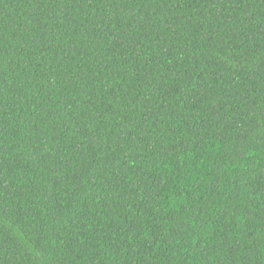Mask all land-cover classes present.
Returning <instances> with one entry per match:
<instances>
[{"label": "trees", "instance_id": "16d2710c", "mask_svg": "<svg viewBox=\"0 0 264 264\" xmlns=\"http://www.w3.org/2000/svg\"><path fill=\"white\" fill-rule=\"evenodd\" d=\"M0 264H264V0H0Z\"/></svg>", "mask_w": 264, "mask_h": 264}]
</instances>
